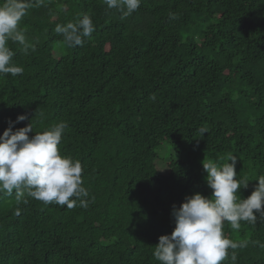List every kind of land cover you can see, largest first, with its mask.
Returning a JSON list of instances; mask_svg holds the SVG:
<instances>
[{
  "label": "trees",
  "instance_id": "obj_1",
  "mask_svg": "<svg viewBox=\"0 0 264 264\" xmlns=\"http://www.w3.org/2000/svg\"><path fill=\"white\" fill-rule=\"evenodd\" d=\"M84 14L95 31L70 48L54 29ZM19 27L34 50L9 41L24 71L0 75V135L18 115L29 119L13 131L66 122L59 151L81 162L90 203L0 193V264H160L172 206L212 194L204 158H238L241 199L264 175V0H141L123 19L104 0H46ZM162 144L178 155L164 172ZM240 223L224 235L247 245L222 264L233 251L235 264H264V220Z\"/></svg>",
  "mask_w": 264,
  "mask_h": 264
},
{
  "label": "clouds",
  "instance_id": "obj_2",
  "mask_svg": "<svg viewBox=\"0 0 264 264\" xmlns=\"http://www.w3.org/2000/svg\"><path fill=\"white\" fill-rule=\"evenodd\" d=\"M104 3L107 9H116L123 19L139 8L141 0H104ZM41 6H46V0H3L0 3V75L15 77L23 73V67L12 61L16 53L9 47V41L18 42L25 53L29 48L34 50L19 25L30 8ZM169 15L176 18L173 13ZM54 31L73 48L81 46L95 27L92 18L84 14L75 22L57 24ZM150 99L156 98L153 95ZM28 119L27 115H18L15 121L9 120V126L0 135V193L11 196L15 190L17 203L27 204V197H31L44 204L55 203L72 209L79 201V206L86 209L90 201L85 199L89 192L82 186V164L62 156L58 147L66 122L61 121L42 133H34L30 122L13 131L14 123ZM207 132L206 128L199 129V137ZM28 133L34 135L29 138ZM237 160L235 155H228L227 162L222 164L212 158L202 161L212 194L205 197L194 193L185 196L178 208L172 206L175 227L170 235H161L154 247L153 255L160 264H222L229 258V249L246 247L247 242H234L224 235V222L239 230L241 221L255 224L264 220V175L256 178L257 185L251 194L241 199L238 190L247 188L249 181L237 176ZM259 246L264 247V244ZM230 259L235 264V251Z\"/></svg>",
  "mask_w": 264,
  "mask_h": 264
},
{
  "label": "rangeland",
  "instance_id": "obj_3",
  "mask_svg": "<svg viewBox=\"0 0 264 264\" xmlns=\"http://www.w3.org/2000/svg\"><path fill=\"white\" fill-rule=\"evenodd\" d=\"M156 155H157L156 167L157 168L159 167V169L162 170L163 172L166 171L167 166L172 161L176 162L178 159L177 152L173 148H171L169 144L160 145L156 151ZM203 160L206 161L207 159L204 158Z\"/></svg>",
  "mask_w": 264,
  "mask_h": 264
}]
</instances>
